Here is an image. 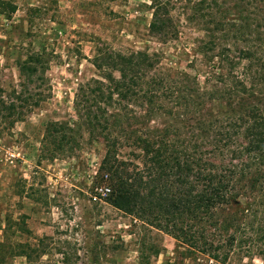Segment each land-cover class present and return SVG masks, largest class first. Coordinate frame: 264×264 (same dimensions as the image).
<instances>
[{"label": "trees", "instance_id": "trees-1", "mask_svg": "<svg viewBox=\"0 0 264 264\" xmlns=\"http://www.w3.org/2000/svg\"><path fill=\"white\" fill-rule=\"evenodd\" d=\"M177 1L150 0L148 33L164 44L180 35ZM191 1L181 6L183 13L192 11L185 21L202 36L194 38L189 64L199 57L209 67L204 85L188 66L162 65V50L97 48L92 64L98 77L80 83L74 98L79 124L105 147L91 195L173 237L176 254L221 264L234 255L264 261V200L262 208L256 202L264 199V107L248 102L264 64L262 71L242 65L252 49L236 51L229 44L227 31L235 22L219 16L217 0ZM0 9L11 16L16 7L0 2ZM239 34L236 28L232 36ZM44 53L28 51L17 61L18 84L0 88V125L25 121L51 97ZM214 99H224L226 109L214 112ZM157 114L191 120L189 135L174 125L160 130L133 123ZM80 138L69 122H47L40 156L70 157ZM241 182L244 195L237 190ZM12 224L4 226L0 264L16 255L27 264H77L79 252L68 239L44 235L36 243L18 242L10 238ZM140 264H148L143 253Z\"/></svg>", "mask_w": 264, "mask_h": 264}, {"label": "rangeland", "instance_id": "rangeland-1", "mask_svg": "<svg viewBox=\"0 0 264 264\" xmlns=\"http://www.w3.org/2000/svg\"><path fill=\"white\" fill-rule=\"evenodd\" d=\"M192 0L191 2H196ZM16 7L11 16L0 12V88L9 90L19 82L17 61L30 51H45L47 77L52 86L49 99L42 102L25 121L0 125V241L10 220V238L36 243L44 235L56 241L68 239L79 252L77 264H140L143 253L148 264H221L203 255L176 254L177 241L170 235L134 221L104 200L91 195L93 176L104 155L101 140H93L79 124L74 109L80 83L97 78L92 59L99 46L114 50H162V65L184 70L189 67L204 85L208 66L193 57L194 38L202 36L185 19L192 14L178 0L173 11L180 22L178 40L166 44L148 33L150 0H0ZM221 15L235 23L227 31L229 44L237 50L252 49L242 65L264 64V0H217ZM1 11V9H0ZM205 12V11H204ZM238 28L240 34L232 36ZM235 42V43H234ZM170 60L178 64H171ZM191 66V67H190ZM264 73L254 76L258 84L250 103L264 107ZM260 84H263L262 86ZM218 98V97H217ZM210 108L225 110L224 99L210 101ZM139 120V119H138ZM184 120V121H183ZM157 114L134 124L162 130L180 127L189 135L191 120ZM69 122L81 134L80 147L70 157H41L42 137L47 122ZM238 192L246 194L243 182ZM262 196L256 202L263 207ZM158 251L156 253L155 251ZM142 252V253H141ZM45 256L43 259L48 260ZM54 258H59L55 255ZM5 264H27L25 257H10ZM224 264H264L257 255L233 256Z\"/></svg>", "mask_w": 264, "mask_h": 264}]
</instances>
